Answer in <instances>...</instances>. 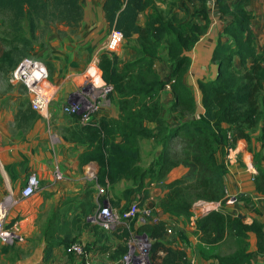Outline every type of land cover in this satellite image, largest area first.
<instances>
[{
  "label": "trees",
  "instance_id": "trees-1",
  "mask_svg": "<svg viewBox=\"0 0 264 264\" xmlns=\"http://www.w3.org/2000/svg\"><path fill=\"white\" fill-rule=\"evenodd\" d=\"M151 4V0L104 1L103 11L109 33L120 32L123 44L135 35L137 40L133 48L134 57L121 67L115 53H100L98 67L101 79L105 86L111 88L107 99L116 97L119 116L91 118L82 127L79 136L87 143L82 162L98 165L96 184L103 188H113L123 180L130 182L131 187L124 189L111 202L113 209L119 211L128 209L133 202L138 208L144 207L148 199L147 188L151 184L162 181L171 169L179 165L187 168L184 176L165 186V193L156 207L162 214L189 219L194 202H220L223 212H209L196 222L202 252L213 264H250L248 234L251 231L256 233L258 252L262 254L264 235L257 223L247 225L244 217H232L225 212L230 202L226 198L224 184L227 166L224 160H217L218 151L227 153L239 140H244L248 150L253 152L250 133L255 130H259L258 142L264 149V51L256 49L249 0H240L231 6L234 19L223 28V33L230 40L219 42L212 55L217 64V76L198 83L202 112L196 120L183 123L176 129H170L163 117L160 94L166 83L160 79L154 64L162 43L167 46L168 59L174 62L182 51L194 45L197 39L194 32L200 33L205 27L177 22L174 16L164 18L158 14L147 18L141 27L137 18ZM220 8L227 13V7ZM82 17L80 0H0V19L7 26L12 45L8 51H1L0 64L7 63L14 70L21 59L30 56L34 44L43 37L37 33L41 24L48 28L46 32L49 33L54 25L77 28ZM204 20L207 27L209 18L206 14ZM234 58L239 60V67L234 66ZM187 64V57L173 63L171 78L174 82L170 87L176 99L175 106L189 113L194 110V98L181 82ZM72 117L80 120L79 116ZM149 124L155 127L151 129ZM174 138L176 140L171 142ZM140 139H152L156 145H163L157 160L146 169L138 166ZM253 166L256 170L253 175L255 191L264 197V155L260 157L254 153ZM132 196H135L133 200ZM135 219L130 221L128 229L118 228L111 232L123 242L117 253L119 257L126 253L129 229L134 228ZM139 233L154 242L151 247L154 264H190L185 249L173 250L159 242L166 233L165 221L145 223ZM60 234L64 237L65 251L70 244L78 242H70L66 227L59 226L57 215L53 213L44 231L47 243L44 262L49 260L54 247L49 241ZM179 236L186 243L181 233ZM224 244L229 246L227 253L204 251ZM84 249L86 253L85 246ZM159 252L165 256L158 257Z\"/></svg>",
  "mask_w": 264,
  "mask_h": 264
},
{
  "label": "crops",
  "instance_id": "crops-1",
  "mask_svg": "<svg viewBox=\"0 0 264 264\" xmlns=\"http://www.w3.org/2000/svg\"><path fill=\"white\" fill-rule=\"evenodd\" d=\"M105 0H80L83 17L77 28L54 25L50 32L40 38L33 46L31 57L43 61L48 69L51 85L56 89L47 117L32 111L24 99L17 93L0 96V202L8 199V221L19 222L25 237L23 243L0 245V264H82V260L65 251L62 244L64 237L50 240L54 244L49 260L45 261L46 241L44 231L50 216L57 215L59 226H65L70 242L78 241L86 248L87 256L94 261L107 264H119L117 255L123 242L113 233L94 228L86 222L98 207L96 175L98 165L94 162H82V154L87 150V143L79 134L87 124L82 120L63 113L62 108L74 97L77 90L86 84L93 89L102 83L90 79L87 68L95 53L109 51L118 57L119 67L134 57L137 35L128 43L112 40L109 37V25L105 19L103 4ZM152 4L137 18L139 26L144 27L146 19L156 14L164 18L174 16L177 22L205 27L202 32H194L196 41L189 50L180 53L188 58V64L181 76V82L188 88L194 98V110L184 112L175 106L176 99L170 85L173 63L167 57V46L162 43L159 57L155 61L160 79L166 83L161 91L163 117L170 129H176L183 123L194 121L202 112L198 83L214 78L217 64L212 55L219 42L226 43L230 37L223 33V28L231 20L220 7H231L236 0H218L211 7L204 0H151ZM240 0H237V2ZM236 2V3H237ZM264 7V0H249L252 11V30L256 36V49L264 51V32L256 25L264 22L263 13L257 12ZM204 14L209 18L206 25ZM232 19V18H231ZM190 34V33H189ZM234 58V66L239 67ZM93 90V92L95 91ZM119 109L116 97L101 101L92 118H117ZM153 129L154 124H149ZM259 130L250 133L251 147L248 150L244 140L236 143L232 152L224 155L220 151L217 160L227 163L224 177L228 204L225 212L232 217H244L247 225L253 222L261 227L264 235V197L255 191L253 174L248 170L253 165V154L264 155V149L258 142ZM172 139L171 142L175 141ZM140 162L138 166L146 169L155 162L163 150V145H156L152 139L138 141ZM187 168L179 165L158 183L147 188L146 207H151L160 219L174 221L179 232L186 239L185 252L190 264H212L211 259L203 254V245L198 241V232L184 217H171L160 213L156 204L165 193V186L187 173ZM30 173H36L40 180V190L27 199H21V190ZM59 175V179L56 178ZM118 186L121 193L131 187L130 182L121 181ZM135 196L131 197L133 200ZM115 200V198H114ZM103 200H101L102 202ZM145 224L138 217L133 227ZM248 252L250 264H264V253L258 252V239L253 231L248 234Z\"/></svg>",
  "mask_w": 264,
  "mask_h": 264
},
{
  "label": "built area",
  "instance_id": "built-area-1",
  "mask_svg": "<svg viewBox=\"0 0 264 264\" xmlns=\"http://www.w3.org/2000/svg\"><path fill=\"white\" fill-rule=\"evenodd\" d=\"M209 5L214 6L216 0H204ZM112 40L122 42V35L118 31L109 33ZM100 53H95L87 68V74L90 79L101 80V72L98 67ZM11 80L14 83H20L29 97L30 108L42 117L48 116L49 107L54 100L56 89L51 85L50 76L46 64L36 58L26 57L22 59L11 74ZM90 86V85H89ZM91 90L88 93L90 100L97 99L94 104H89V111L86 110L84 104L79 99L73 103L66 105L62 108L64 114L69 116H79L80 120L87 122L91 121L92 114L98 110L101 101L107 99V94L111 88L105 86L103 81L97 88L93 89V84L90 86ZM93 90H95L93 92ZM232 152V149L228 151ZM227 166V163H226ZM248 170L254 175L256 170L253 165L247 166ZM59 179V175H56ZM253 179V178H252ZM40 180L36 173H30L26 179V183L21 190V199H27L40 190ZM98 194H103L104 188L98 186ZM8 199H3L0 202V245L7 246L15 243H23L25 237L19 222L8 221ZM102 206H99L91 215L85 218L86 222L91 226H97L105 232H112L118 228L128 229L129 223L132 219L142 218L147 223H155L153 210L151 207L138 208L137 203L133 202L131 206L124 210L119 211L109 207L105 200L102 201ZM223 212L224 208L220 202L210 203L204 201H196L192 205V214L189 218V223L196 230V222L198 219L208 214L209 212ZM82 260V264H107L102 261L91 260L85 253L84 246L81 243L74 242L70 244L66 250ZM119 264H146L141 255H134L132 253H125L119 257Z\"/></svg>",
  "mask_w": 264,
  "mask_h": 264
},
{
  "label": "rangeland",
  "instance_id": "rangeland-1",
  "mask_svg": "<svg viewBox=\"0 0 264 264\" xmlns=\"http://www.w3.org/2000/svg\"><path fill=\"white\" fill-rule=\"evenodd\" d=\"M216 1H218V0H216ZM236 2H237V0H236ZM236 2H234V4ZM225 12H227L226 16L230 17L229 20L234 19L233 11H232L231 7H229ZM257 12L263 13V15H264V7H259L257 9ZM2 21L3 20L0 19V57H1V51H8L12 46L10 44V36H8L9 32H8L7 26L3 25ZM24 27L26 28V22L24 23ZM257 27H258L259 32H261V33L264 32V22L256 25V28ZM47 29L48 28H45V26L43 24H41L37 33L38 34L41 33V35L44 37L48 33V32H46ZM43 37H41V38H43ZM28 57H30V56H28ZM237 61L240 65L239 60H237ZM12 72H13V70L10 69V67L7 63L0 64V96H8V95L15 92L18 95H20L24 99V103L27 104L28 107H30L29 97H28L24 87L20 83L12 82V80H11ZM216 76H217V72H216L213 79H215ZM90 90H91V88L88 84L84 85L82 87V90H77L74 93V97L70 101V103H73L76 99H79V100H81L80 102L82 104H84V106L86 107V110L89 111V107H90L89 104H94L97 101V99H95V98H92L94 100H90V97L88 94L90 92ZM52 102H54V101H52ZM70 103H67L66 105H69ZM51 106H53V105H50V107ZM220 152L222 153V155L225 156V154H226L225 150L220 151ZM119 196H120V192H119L118 186L113 187V188H108V189L104 188L103 194H99L98 201L99 200L100 201H99L98 205L102 206L101 200H105L107 205L109 207L113 208L111 206L112 205L111 202L114 200V198L116 199V197H119ZM153 215H154L155 220L164 221L163 219H160L156 214H154V211H153ZM145 223H147V221H145ZM165 223H166V233L159 240V242L164 247L170 248L173 250H176L178 248L184 249L185 248L184 244H186V243L180 239V236H179L180 232H179L178 225L174 221H171L170 219H166ZM140 227H142V225H139L138 227H135V228L130 227V229H129L130 233L128 235V243L125 247L126 253L129 252V253H132L134 255H141V258L144 259L146 264H154V262L151 259V247H152V244L154 242H153V240L148 238L146 235L139 233ZM228 250H229V246L227 244H224L219 248H212V249L209 248V250L207 248L204 249L205 252H207V253L211 252L214 254H216V253L217 254H224V253H227ZM157 255L160 258H163L165 256L163 252H159ZM157 261L161 262V260H157Z\"/></svg>",
  "mask_w": 264,
  "mask_h": 264
},
{
  "label": "water",
  "instance_id": "water-1",
  "mask_svg": "<svg viewBox=\"0 0 264 264\" xmlns=\"http://www.w3.org/2000/svg\"><path fill=\"white\" fill-rule=\"evenodd\" d=\"M234 202V199H232L231 201H230V203H233Z\"/></svg>",
  "mask_w": 264,
  "mask_h": 264
}]
</instances>
